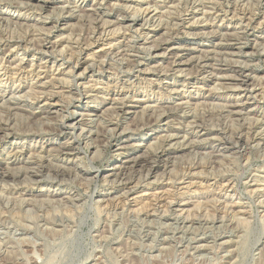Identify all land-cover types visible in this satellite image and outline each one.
<instances>
[{"label": "rangeland", "instance_id": "rangeland-1", "mask_svg": "<svg viewBox=\"0 0 264 264\" xmlns=\"http://www.w3.org/2000/svg\"><path fill=\"white\" fill-rule=\"evenodd\" d=\"M233 1L0 0V264H264V0Z\"/></svg>", "mask_w": 264, "mask_h": 264}, {"label": "bare ground", "instance_id": "bare-ground-1", "mask_svg": "<svg viewBox=\"0 0 264 264\" xmlns=\"http://www.w3.org/2000/svg\"><path fill=\"white\" fill-rule=\"evenodd\" d=\"M12 1V0H11ZM103 1V0H102ZM120 1V0H119ZM202 1V0H201ZM223 1V0H222ZM233 1V0H232ZM262 1V0H261ZM75 2V1H74ZM189 2V1H188ZM234 2V1H233ZM13 3V2H12ZM15 3V2H14ZM13 3V4H14ZM21 3H23V1H21ZM20 3V4H21ZM116 3H117V1H116ZM181 3V2H180ZM195 3H196V1H195ZM257 3V2H256ZM19 4V3H18ZM125 4V3H124ZM253 4V3H252ZM39 5V4H38ZM76 5V4H75ZM108 5V4H107ZM149 5V4H148ZM203 5V4H202ZM6 6V5H5ZM115 6V5H114ZM145 6V5H144ZM175 6V5H174ZM177 6V5H176ZM187 6V5H186ZM239 6V5H238ZM241 6V5H240ZM139 7V6H138ZM207 7V6H206ZM113 8V7H112ZM124 8V7H123ZM130 8V7H129ZM175 8H177V7H175ZM212 8V7H211ZM137 9V8H136ZM139 9H140V7H139ZM156 9V8H155ZM160 9V8H159ZM224 9V8H223ZM222 9V10H223ZM245 9V8H244ZM95 10V9H94ZM199 10V9H198ZM242 10V9H241ZM55 11V10H54ZM171 11V10H170ZM178 11V10H177ZM235 11V10H234ZM255 11V10H254ZM61 12V11H60ZM162 12V11H161ZM166 12V11H165ZM173 12V11H172ZM225 12V11H224ZM8 13V12H7ZM17 13V12H16ZM89 13V12H88ZM217 13V12H216ZM6 14V13H5ZM80 14V13H79ZM135 14V13H134ZM137 14V13H136ZM136 14H135V16H136ZM149 14V13H148ZM165 14V13H164ZM172 14V13H171ZM241 14V13H240ZM246 14V13H245ZM254 14V13H253ZM106 15V14H105ZM142 15V14H141ZM144 15V14H143ZM169 15V14H168ZM251 15V14H250ZM87 16V15H86ZM134 16V15H133ZM139 16V15H138ZM202 16V15H201ZM248 16V15H247ZM4 17V16H3ZM9 17V16H8ZM12 17V16H11ZM97 17V16H96ZM152 17V16H151ZM204 17V16H203ZM232 17V16H231ZM250 17V16H249ZM248 17V18H249ZM47 18V17H46ZM107 18V17H106ZM254 18V17H253ZM2 19V18H1ZM9 19V18H8ZM11 19V18H10ZM135 20L137 19V17H135L134 18ZM165 18L163 17V20H164ZM262 19V18H261ZM92 20V19H91ZM100 20H102V22L104 23V21H105V19H100ZM183 20V19H182ZM8 21V20H7ZM168 21V20H167ZM205 21V20H204ZM242 21H243V19H242ZM109 22V21H108ZM161 22V21H160ZM249 22V21H248ZM261 22V21H260ZM121 23V22H120ZM244 23V22H243ZM32 24V23H31ZM35 24V23H34ZM102 24V23H101ZM108 24V23H107ZM122 24V23H121ZM146 24V23H145ZM245 24V23H244ZM247 24H249V23H247ZM15 25V24H14ZM98 25V24H97ZM106 25V24H105ZM110 25V24H109ZM116 25H117V23H116ZM129 25H131V24H129ZM235 25V24H234ZM261 25V24H260ZM166 26V25H165ZM254 26H256V25H254ZM258 26V25H257ZM97 27V26H96ZM249 27V26H248ZM98 28V27H97ZM102 28H103V24H102ZM244 28V27H243ZM119 29H120V27H119ZM254 29V28H253ZM7 30V29H6ZM40 30V29H39ZM100 30V29H99ZM18 31V30H17ZM111 31V30H110ZM119 31V30H118ZM127 31V30H126ZM133 31V30H132ZM99 32V31H98ZM136 32V31H135ZM140 32V31H139ZM93 33V32H92ZM109 33V32H108ZM134 33V32H133ZM16 34V33H15ZM21 34H23V33H21ZM72 34V33H71ZM102 34V33H101ZM184 34V33H183ZM204 34V33H203ZM98 35V34H97ZM100 35V34H99ZM103 35V34H102ZM135 35V34H134ZM7 36V35H6ZM90 36V35H89ZM109 36V35H108ZM41 37H42V35H41ZM46 37V36H45ZM99 37V36H98ZM12 38V37H11ZM48 38V37H47ZM77 38H78V36H77ZM80 38V37H79ZM85 38V37H84ZM123 38H124V36H123ZM127 38V37H126ZM13 39V38H12ZM29 39V38H28ZM44 39V38H43ZM74 39V38H73ZM130 39V38H129ZM238 39V38H237ZM24 40V39H23ZM54 40V39H53ZM67 40V39H66ZM79 40V39H78ZM83 40V39H82ZM148 40V39H147ZM21 41V40H20ZM25 41H27V40H25ZM68 41V40H67ZM85 41V40H84ZM130 41V40H129ZM31 42V41H30ZM39 42V41H38ZM92 43V42H91ZM264 43V42H263ZM59 44H61V43H59ZM254 44V43H253ZM8 45V44H7ZM78 45V44H77ZM259 45V44H258ZM13 46V45H12ZM29 46V45H28ZM56 46V45H55ZM262 46V45H261ZM63 48V47H62ZM14 50V49H13ZM47 50H49V49H47ZM72 50V49H71ZM107 50V49H106ZM217 50V49H216ZM225 50H227L226 48H225ZM261 50V49H260ZM53 51V50H52ZM60 51V50H59ZM65 51V50H64ZM84 51V50H83ZM105 51V50H104ZM215 51V50H214ZM54 52V51H53ZM144 52V51H143ZM227 52V51H226ZM244 52V51H243ZM7 53V52H6ZM80 53V52H79ZM155 53V52H154ZM163 53V52H162ZM245 53H247V52H245ZM70 54V53H69ZM77 54V53H76ZM134 55H135V53H133ZM200 54V53H199ZM72 55V54H71ZM127 55V54H126ZM169 55V54H168ZM222 55V54H221ZM224 55H225V53H224ZM78 56V55H77ZM137 56V55H136ZM184 56V55H183ZM15 57V56H14ZM65 57V56H64ZM80 57V56H79ZM203 57V56H202ZM24 58V57H23ZM49 58H51V57H49ZM70 58V57H69ZM103 58V57H102ZM118 58V57H117ZM67 59V58H66ZM97 59V58H96ZM105 59H106V57H105ZM194 59V58H193ZM201 59V58H200ZM231 59V58H230ZM48 60V59H47ZM51 60V59H50ZM69 60V59H68ZM99 60V59H98ZM104 60V59H103ZM120 60V59H119ZM227 60V59H226ZM3 61V60H2ZM23 61V60H22ZM71 61V60H70ZM113 61V60H112ZM126 61V60H125ZM142 61V60H141ZM169 61V60H168ZM178 62H179V60H177ZM43 62V61H42ZM111 62V61H110ZM208 62H210V61H208ZM230 62V61H229ZM234 62V61H233ZM21 63V62H20ZM45 63V62H44ZM46 63H47V61H46ZM131 63V62H130ZM176 63V62H175ZM207 63V62H206ZM3 64H5V63H3ZM75 64V63H74ZM100 64V63H99ZM165 64H167V63H165ZM178 64V63H177ZM209 64V63H208ZM10 65V64H9ZM34 65V64H33ZM102 65V64H101ZM210 65V64H209ZM29 66V65H28ZM86 66V65H85ZM150 66V65H149ZM175 66V65H174ZM206 66V65H205ZM215 66V65H214ZM12 67V66H11ZM23 67V66H22ZM112 67V66H111ZM119 67H121V66H119ZM84 68V67H83ZM113 68V67H112ZM118 68V67H117ZM150 68V67H149ZM161 68H162V66H161ZM175 68V67H174ZM180 68H182V67H180ZM22 69V68H21ZM38 69V68H37ZM52 69V68H51ZM85 69V71H86V68H84ZM206 69V68H205ZM69 70V69H68ZM131 70V69H130ZM177 70V69H176ZM238 70V69H237ZM3 71V70H2ZM84 71V70H83ZM82 71V72H83ZM111 71V70H110ZM204 71V70H203ZM212 71V70H211ZM180 72V71H179ZM213 72V71H212ZM39 73V72H38ZM44 73V72H43ZM79 73H80V71H79ZM78 73V74H79ZM116 73V72H115ZM184 73V72H183ZM186 73V72H185ZM247 73V72H246ZM18 74V73H17ZM81 75H82V73H80ZM219 74V73H218ZM15 75V74H14ZM47 75V74H46ZM183 75V74H182ZM239 75V74H238ZM242 75V74H241ZM38 76H39V74H38ZM218 76V75H217ZM222 76V75H221ZM220 76V77H221ZM248 74H244V75H242V79H241V81L243 82V84L244 85H246V83H247V78H248ZM9 77V76H8ZM54 77V76H53ZM69 77V76H68ZM162 77V76H161ZM223 77H224V75H223ZM6 78V77H5ZM56 78V77H55ZM225 78V77H224ZM232 78V77H231ZM253 78V77H252ZM260 78V77H259ZM1 79V78H0ZM20 79V78H19ZM50 79V78H49ZM48 79V80H49ZM126 79V78H125ZM262 79V78H261ZM60 80V79H59ZM44 81V80H43ZM46 81V80H45ZM73 81H75V80H73ZM118 81V80H117ZM239 81H240V79H239ZM47 82V81H46ZM66 82V81H65ZM89 82H91V81H89ZM129 82V81H128ZM256 82V81H255ZM258 82V81H257ZM84 83V82H83ZM109 83V82H108ZM116 83V82H115ZM118 83V82H117ZM223 83V82H222ZM38 84V83H37ZM241 84V83H240ZM239 84V85H240ZM94 85V84H93ZM92 85V86H93ZM151 85V84H150ZM88 86V85H87ZM214 86V85H213ZM235 86V85H234ZM242 86V85H241ZM249 86V85H248ZM264 86V85H263ZM110 87V86H109ZM153 87V86H152ZM226 87V86H225ZM232 87H233V85H232ZM250 87H252V86H250ZM180 88V87H179ZM243 88H244V86H243ZM253 88H254V86H253ZM33 89V88H32ZM39 89V88H38ZM186 89V88H185ZM198 89V88H197ZM211 89V88H210ZM218 89V88H217ZM227 89V88H226ZM9 90V89H8ZM7 90V91H8ZM41 90V89H40ZM43 90V89H42ZM61 90V89H60ZM215 90V89H214ZM220 90V89H219ZM247 90H248V88H247ZM79 91V90H78ZM212 91V90H211ZM249 91H250V89H249ZM3 92V91H2ZM31 92V91H30ZM35 93H36V91H34ZM256 92H258V91H256ZM263 92V91H262ZM7 93V92H6ZM11 93V92H10ZM89 93V92H88ZM202 93V92H201ZM213 93V92H212ZM233 93V92H232ZM11 94H13V93H11ZM29 94V93H28ZM33 94V93H32ZM249 95H250V93H248ZM253 94H257V93H253ZM262 94V93H261ZM5 95V94H4ZM16 96H17V94H15ZM26 95V94H25ZM70 95V94H69ZM238 95V94H237ZM259 95V94H258ZM263 95V94H262ZM11 96V95H10ZM80 96V95H79ZM85 96V95H84ZM117 96V95H116ZM153 96V95H152ZM230 96V95H229ZM233 96V95H232ZM256 96V95H255ZM14 97V96H13ZM112 97H114L115 98V96H112ZM34 98V97H33ZM49 98V97H48ZM68 98V97H67ZM13 99V98H12ZM20 99V98H19ZM29 99V98H28ZM40 99V98H39ZM49 100V99H48ZM16 101V100H15ZM44 101H45V99H44ZM56 101V100H55ZM41 102H43V101H41ZM58 102V101H57ZM197 102V101H196ZM201 102V101H200ZM206 102V101H205ZM7 103V102H6ZM156 103V102H155ZM222 103V102H221ZM235 103V102H234ZM11 104V103H10ZM200 104V103H199ZM206 104V103H205ZM151 105V104H150ZM155 105V104H154ZM7 107V106H6ZM148 107V106H147ZM199 107V106H198ZM203 107V106H202ZM211 107V106H210ZM209 107V108H210ZM216 107V106H215ZM158 108V107H157ZM195 108V107H194ZM237 108V107H236ZM202 109V108H201ZM216 109V108H215ZM222 109V108H221ZM220 109V110H221ZM46 110V109H45ZM210 110V109H209ZM10 111V110H9ZM26 111V110H25ZM76 111V110H75ZM75 111H73V114L71 113L70 114V117H71V119H67L65 122H64V124H66L67 126H65L66 127V130L67 129H70L71 131H72V134H73V137H75L76 139L78 138V137H83L84 136V134H86V133H84V128H86V127H84V128H82L81 129V132L77 135L76 134V129H78V128H80V125H82L81 124V120L79 119V117L78 116H76V112ZM185 111V110H184ZM228 111H230V110H228ZM233 111V110H232ZM235 111V110H234ZM201 112V111H200ZM218 112V111H217ZM241 112V111H240ZM19 113V112H18ZM34 113V112H33ZM50 113V112H49ZM194 113V112H193ZM230 113V112H229ZM163 114V113H162ZM228 114V113H227ZM6 115V114H5ZM69 115V114H68ZM98 115V114H97ZM145 115V114H144ZM154 115V114H153ZM234 115V114H233ZM248 115V114H247ZM39 116V115H38ZM61 116V115H60ZM157 116H158V113H157ZM86 117V116H85ZM137 117H139V116H137ZM204 117V116H203ZM229 116H227V118H228ZM245 117V116H244ZM262 117V116H261ZM22 118V117H21ZM64 118V117H63ZM62 118V119H63ZM83 118V117H82ZM141 118V117H140ZM220 118V117H219ZM226 118V117H225ZM61 119V120H62ZM194 119V118H193ZM24 120V119H23ZM86 120V119H85ZM156 120V119H155ZM232 120V119H231ZM248 120V119H247ZM252 120V119H251ZM7 121H8V119H7ZM94 121V120H93ZM203 121V120H202ZM248 121H250V119L248 120ZM26 122V121H25ZM59 122H60V120H59ZM86 122V121H85ZM102 122V121H101ZM245 122V121H244ZM104 123V122H103ZM188 123V122H187ZM87 124V123H86ZM109 124V123H108ZM234 124V123H233ZM248 124V123H247ZM6 125V124H5ZM58 125V124H57ZM84 125V124H83ZM217 125V124H216ZM54 126H56V125H54ZM137 126V125H136ZM31 127V126H30ZM40 127H42V126H40ZM83 127V126H82ZM88 127H90V126H88ZM126 127V126H125ZM3 128V127H2ZM58 128V127H57ZM90 128H92V127H90ZM89 128V129H90ZM117 128V127H116ZM235 128V127H234ZM11 129V128H10ZM110 129V128H109ZM114 129V128H113ZM222 129V128H221ZM232 129V128H231ZM230 129V130H231ZM236 129V128H235ZM253 129V128H252ZM16 130V129H15ZM55 130V129H54ZM59 130V129H58ZM61 130V129H60ZM107 130V129H106ZM3 131V130H2ZM5 131V130H4ZM43 131V130H42ZM62 131H64V130H62ZM61 131V132H62ZM80 131V130H79ZM88 131H90V130H88ZM226 131V130H225ZM9 132V131H8ZM7 132V133H8ZM54 132V131H53ZM59 132V131H58ZM66 132V131H65ZM70 132V131H69ZM86 132V131H85ZM107 132V131H106ZM110 132V131H109ZM202 132V131H201ZM256 132V131H255ZM63 133V132H62ZM90 133V132H89ZM237 133V132H236ZM9 134V133H8ZM67 134V133H66ZM69 134V133H68ZM227 134V133H226ZM249 134V133H248ZM88 135V134H87ZM247 135V134H246ZM86 136V135H85ZM180 136V135H179ZM71 137H72V135H71ZM72 137V138H73ZM230 137V136H229ZM221 138V137H220ZM242 138V137H241ZM244 138V137H243ZM87 139V138H86ZM185 139V138H184ZM178 140V139H177ZM236 140H238V139H236ZM241 140V139H240ZM70 141V140H69ZM88 141V140H87ZM90 141H92V140H90ZM256 141V140H255ZM259 141V140H258ZM98 142V141H97ZM155 142H157V141H155ZM201 142V141H200ZM244 142V141H243ZM80 143H81V141H80ZM92 143V142H91ZM90 143V144H91ZM188 143V142H187ZM191 143V142H190ZM215 143V142H214ZM238 143V142H237ZM235 144H236V142H235ZM248 144V143H247ZM260 144V143H259ZM75 145V144H74ZM152 145V144H151ZM240 145V144H239ZM254 145V144H253ZM4 146V145H3ZM154 146V145H153ZM187 146H188V144H187ZM247 146V145H246ZM44 147V146H43ZM42 147V148H43ZM71 147V146H70ZM80 147V146H79ZM89 148V147H88ZM157 148V147H156ZM237 148V147H236ZM244 149V148H243ZM248 149V148H247ZM30 150V149H29ZM38 150V149H37ZM66 150V149H65ZM148 150V149H147ZM161 150V149H160ZM167 149H165V150H161L160 152H159V157H162V156H164L165 155V153L167 154L168 153V151H166ZM225 150V149H224ZM63 151V150H62ZM123 151V150H122ZM155 151V150H154ZM190 151V150H189ZM205 151V150H204ZM36 154V153H35ZM51 154V153H50ZM228 154V153H227ZM52 155V154H51ZM76 155V154H75ZM155 155V154H154ZM249 155V154H248ZM33 156V155H32ZM167 156V155H166ZM157 157H158V154H157ZM247 157V156H246ZM154 158V157H153ZM164 158V157H163ZM190 158V157H189ZM193 158V157H192ZM202 158V157H201ZM155 159V158H154ZM158 159V158H157ZM160 159V158H159ZM207 159V158H206ZM20 160V159H19ZM24 160V159H23ZM26 160V159H25ZM149 160V159H148ZM191 160V159H190ZM193 160V159H192ZM220 160V159H219ZM68 161V160H67ZM144 161V160H143ZM20 162V161H19ZM49 163V162H48ZM65 163V162H64ZM148 163H150V162H148ZM205 163V162H204ZM203 163V164H204ZM224 163V162H223ZM26 164V163H25ZM79 164V163H78ZM153 164V163H152ZM157 164V163H156ZM179 164V163H178ZM229 164V163H228ZM20 165H21V163H20ZM35 165V164H34ZM77 165V164H76ZM147 165V164H146ZM28 166V165H27ZM150 166V170L149 171H152L153 169H154V166H151V165H149ZM181 166V165H180ZM228 166V165H227ZM49 167V166H48ZM173 167V166H172ZM222 167V166H221ZM229 167H230V165H229ZM12 168V167H11ZM27 168H29V167H27ZM46 168V167H45ZM148 168V167H147ZM212 168V167H211ZM225 168V167H224ZM227 168V167H226ZM13 169V168H12ZM40 169V168H39ZM202 169H203V167H202ZM228 169V168H227ZM24 170V169H23ZM22 170V171H23ZM37 170V169H36ZM42 170V169H41ZM176 169H174V171H175ZM216 170V169H215ZM18 171V170H17ZM25 171V170H24ZM45 171V170H44ZM154 171V170H153ZM177 171V170H176ZM188 171V170H187ZM38 172V171H37ZM19 173V172H18ZM211 173V172H210ZM223 173V172H222ZM5 174V173H4ZM27 174V173H26ZM93 175V174H92ZM115 175H116V173H115ZM8 176V175H7ZM10 176V175H9ZM16 176V175H15ZM23 176V175H22ZM21 176V177H22ZM40 176V175H39ZM113 176H114V174H113ZM147 176V175H146ZM169 176V175H168ZM200 176V175H199ZM13 177V176H12ZM25 177V176H24ZM28 177H29V174H28ZM43 177V176H42ZM41 177V178H42ZM112 177V176H111ZM8 178V177H7ZM25 178H27V177H25ZM32 178V177H31ZM97 178V177H96ZM106 178V177H105ZM12 179V178H11ZM20 179V178H19ZM40 179V178H39ZM110 179V178H109ZM153 179V178H152ZM252 179V178H251ZM17 180V179H16ZM22 180V179H21ZM50 180V179H49ZM106 180V179H105ZM172 180V179H171ZM195 180V179H194ZM194 180H193V182H194ZM38 181V180H37ZM40 181V180H39ZM44 181V180H43ZM152 181V180H151ZM218 181V180H217ZM226 181V180H225ZM228 181V180H227ZM253 181V180H252ZM7 182V181H6ZM1 183V182H0ZM12 183V182H11ZM16 183V182H15ZM23 183V182H22ZM26 183V182H25ZM24 183V184H25ZM83 183V182H82ZM9 184V183H8ZM27 184V183H26ZM44 184V183H43ZM71 184V183H70ZM139 184V183H138ZM149 184V183H148ZM212 184V183H211ZM222 184V183H221ZM5 185V184H4ZM3 185V186H4ZM189 185V184H188ZM203 185V184H202ZM206 185V184H205ZM8 186V185H7ZM210 186V185H209ZM170 187V186H169ZM213 187V186H212ZM220 187H218V189H219ZM264 188V187H263ZM12 189V188H11ZM132 189V188H131ZM6 190V189H5ZM14 190V189H13ZM254 190V189H253ZM264 190V189H263ZM175 191V190H174ZM19 192V191H18ZM17 192V193H18ZM165 192V191H164ZM178 192V191H177ZM199 192V191H198ZM21 193V192H20ZM31 193V192H30ZM36 193V192H35ZM123 193V192H122ZM162 193V192H161ZM216 193V192H215ZM43 194V193H42ZM41 194V195H42ZM48 194V193H47ZM55 194H57V193H55ZM124 194V193H123ZM183 194V193H182ZM51 195V194H50ZM177 195V194H176ZM225 195V194H224ZM39 196V195H38ZM52 196V195H51ZM121 196V195H120ZM216 196V195H215ZM214 196V197H215ZM22 197V196H21ZM43 197V196H42ZM54 197H56V196H54ZM66 197V196H65ZM154 197V196H153ZM179 197V196H178ZM24 198V197H23ZM28 198V197H27ZM58 198V197H57ZM91 198H93V197H91ZM53 201H54V198H51ZM56 199V198H55ZM94 199V198H93ZM150 199V198H149ZM8 200V199H7ZM6 200V201H7ZM99 200L100 199H98V202H99ZM169 200V199H168ZM173 200V199H172ZM251 200V199H250ZM102 201V200H101ZM120 201V200H119ZM149 202H150V200H149ZM154 202V201H153ZM171 202V200H169V203ZM177 202V201H176ZM254 202V201H253ZM15 203V202H14ZM165 203V202H164ZM231 203V202H230ZM234 203V202H233ZM91 203H89V205H90ZM96 204V203H95ZM100 204V203H99ZM203 204V203H202ZM223 204V203H222ZM52 205V204H51ZM97 205V204H96ZM15 206V205H14ZM91 206V205H90ZM195 206V205H194ZM205 206V205H204ZM41 207V206H40ZM69 207V206H68ZM93 207V206H92ZM96 207V206H95ZM100 207V206H99ZM150 207V206H149ZM166 207V206H165ZM199 207V206H198ZM1 208V207H0ZM44 208V207H43ZM58 208V207H57ZM56 208V209H57ZM111 208V207H110ZM140 208V207H139ZM145 208V207H144ZM148 208V207H147ZM156 208V207H155ZM163 208V207H162ZM188 208V207H187ZM203 208V207H202ZM208 208V207H207ZM17 209V208H16ZM29 209V208H28ZM75 209H76V207H75ZM115 209V208H114ZM127 209V208H126ZM171 209V208H170ZM189 209V208H188ZM200 209V208H199ZM31 210V209H30ZM29 210V211H30ZM35 210V209H34ZM58 210V209H57ZM80 210V209H79ZM104 210V209H103ZM143 210V209H142ZM190 210V209H189ZM208 210V209H207ZM59 211V210H58ZM57 211V212H58ZM109 211V210H108ZM144 211V210H143ZM151 211V210H150ZM160 211V210H159ZM168 211V210H167ZM183 211V210H182ZM186 211V210H185ZM198 211V210H197ZM206 211V210H205ZM209 211V210H208ZM4 212V211H3ZM110 212V211H109ZM229 212H230V210H229ZM239 212V211H238ZM20 213V212H19ZM39 213V212H38ZM69 213V212H68ZM104 213V212H103ZM151 213H153L152 211H151ZM182 213V212H181ZM191 213V212H190ZM204 213V212H203ZM225 213V212H224ZM5 214V213H4ZM50 214V213H49ZM58 214H59V212H58ZM71 214H73V213H71ZM161 214V213H160ZM164 214V213H163ZM178 214V213H177ZM176 214V215H177ZM196 214V213H195ZM209 214V213H208ZM249 214V213H248ZM13 215V214H12ZM15 215V214H14ZM29 215V214H28ZM27 215V216H28ZM31 215H32V213H31ZM36 215V214H35ZM38 215V214H37ZM68 215V214H67ZM187 215V214H186ZM185 215V216H186ZM188 215H190V214H188ZM30 216V215H29ZM39 216V215H38ZM118 216V215H117ZM122 216V215H121ZM193 216V215H192ZM209 216V215H208ZM214 216V215H213ZM32 217V216H31ZM40 217H41V215H40ZM241 217V216H240ZM33 218V217H32ZM139 218V217H138ZM186 218V217H185ZM205 218H207V217H205ZM209 218V217H208ZM220 218V217H219ZM230 218V217H229ZM15 219V218H14ZM19 219V218H18ZM58 219V218H57ZM84 219V218H83ZM150 219V218H149ZM182 219V218H181ZM222 219V218H221ZM239 219V218H238ZM251 219V218H250ZM152 220V219H151ZM175 220H177V219H175ZM248 221H249V219H247ZM206 221V220H205ZM240 221V220H239ZM244 221H246L245 219H244ZM244 221H242L243 223H244ZM2 222H3V220H2ZM21 222V221H20ZM57 222V221H56ZM78 222V221H77ZM148 222H150V221H148ZM156 222V221H155ZM224 222V221H223ZM40 223V222H39ZM83 223V222H82ZM105 223V222H104ZM146 224V223H145ZM167 224H169V223H167ZM182 224V223H181ZM188 224V223H187ZM186 224V225H187ZM27 225V224H26ZM31 225V224H30ZM66 225V224H65ZM144 225V224H143ZM171 225V224H170ZM11 226V225H10ZM32 226V225H31ZM72 226V225H71ZM197 226V225H196ZM215 226V225H214ZM14 227V226H13ZM33 227V226H32ZM43 227V226H42ZM139 227V226H138ZM141 227V226H140ZM169 227V226H168ZM201 227H202V225H201ZM216 227V226H215ZM235 227V226H234ZM244 227V226H243ZM7 228V227H6ZM135 228V227H134ZM144 228V227H143ZM172 228V227H171ZM226 228V227H225ZM53 229V228H52ZM74 229V228H73ZM187 229V228H186ZM198 229V228H197ZM69 230V229H68ZM163 230V229H162ZM167 230V229H166ZM183 230V229H182ZM240 230V229H239ZM8 231V230H7ZM16 231V230H15ZM67 231V230H66ZM70 231V230H69ZM202 231V230H201ZM150 232H152V231H150ZM155 232V231H154ZM180 232H182V231H180ZM207 232V231H206ZM137 233V232H136ZM218 233V232H217ZM231 233V232H230ZM55 234V233H54ZM143 234H144V232H143ZM30 235V234H29ZM28 235V236H29ZM147 235V234H146ZM184 235V234H183ZM220 235V234H219ZM3 236V235H2ZM27 236V235H26ZM137 236V235H136ZM181 236V235H180ZM190 236V235H189ZM194 236V235H193ZM21 237V236H20ZM22 237H23V235H22ZM166 237V236H165ZM174 237V236H173ZM216 237V236H215ZM29 238V237H28ZM33 238V237H32ZM101 238H102V236H101ZM137 238V237H136ZM168 238V237H167ZM198 238V237H197ZM18 239V238H17ZM30 239V238H29ZM51 239V238H50ZM49 239V240H50ZM61 239V238H60ZM76 239V238H75ZM173 239V238H172ZM190 239V238H189ZM10 240V239H9ZM59 240V239H58ZM24 241V240H23ZM227 241V240H226ZM226 241H224V242H226ZM104 243V242H103ZM20 244V243H19ZM149 244V243H148ZM158 244V243H157ZM160 244V243H159ZM170 244V243H169ZM190 244V243H189ZM225 244V243H224ZM149 245H151V244H149ZM153 245V244H152ZM8 246V245H7ZM144 246V245H143ZM162 246V245H161ZM165 246V245H164ZM199 246V245H198ZM30 247V246H29ZM160 247V246H159ZM166 247V246H165ZM207 247V246H206ZM217 247V246H216ZM24 248V247H23ZM53 248V247H52ZM151 248V247H150ZM167 248V247H166ZM185 248V247H184ZM188 248V247H187ZM194 249V248H193ZM226 249V248H225ZM192 250V249H191ZM207 250V249H206ZM214 250V249H213ZM212 250V251H213ZM183 251V250H182ZM215 251V250H214ZM219 251V250H218ZM228 251V250H227ZM237 252V251H236ZM192 253V252H191ZM196 253V252H195ZM35 254V253H34ZM206 254V253H205ZM157 255V254H156ZM153 256V255H152ZM158 256H160V255H158ZM203 257V256H202ZM156 258V257H155ZM232 263V262H231ZM198 264V263H197ZM229 264V263H228Z\"/></svg>", "mask_w": 264, "mask_h": 264}]
</instances>
